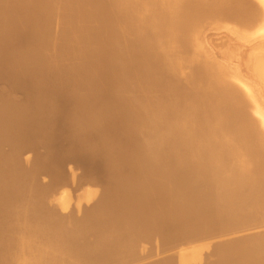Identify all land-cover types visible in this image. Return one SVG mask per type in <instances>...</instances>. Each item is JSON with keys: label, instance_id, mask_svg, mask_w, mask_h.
I'll return each mask as SVG.
<instances>
[{"label": "bare ground", "instance_id": "1", "mask_svg": "<svg viewBox=\"0 0 264 264\" xmlns=\"http://www.w3.org/2000/svg\"><path fill=\"white\" fill-rule=\"evenodd\" d=\"M110 1L112 5L111 13L114 14L112 17H106L95 13L89 15L83 13L86 6H96L101 3V0L39 1L40 6L42 5L45 7V4L49 2L54 3L53 5L55 6L52 11L50 10V13H48L44 11V8L42 11L38 12L36 7L39 8L38 10H40V7L37 5L35 7L37 13L34 12V9L33 12L36 14H32L33 21L35 22L33 23L35 24L32 29L33 31L28 32V28V31H23L26 28H21L23 26L22 20L26 18L21 19V16V22L14 21L13 18H15L14 15L19 11L25 10L23 9L24 7L31 6L32 8V5H35L36 1L33 4V2H25L24 0H0L1 19L5 16H10V18L13 16L12 21L6 22L5 20L6 23L3 22L4 20L1 22L0 19V29L2 30L5 27L4 31L5 29L7 30V36L4 35V37L6 36L4 41L9 42V44L10 41H14L15 43L17 41L16 44H19L23 39V41H27L25 43L28 45V42H31L28 37L34 34L36 36L39 34H36V31L41 30L49 23V25L46 26H49V31H47L48 38H44V45H42L46 50L44 51L46 52L45 59L40 61L36 70L33 71L35 75L39 74L40 80L44 82L42 87H40L41 93L45 98L43 97V100L41 97L43 101H39V96L37 98L34 97L38 101H33V98V100L29 102L21 101L19 105L14 103L15 105L12 104L10 106L9 104L8 109L6 107L3 108L2 105L1 109L3 110L0 109L1 134L5 128L4 126L11 127V130L13 127H15V129L19 127L26 128L23 123L26 121L28 115V119L30 118L29 113H32L33 111H30L33 109H38L37 112L40 111L44 113H41V115H53L52 117L56 118L63 115L62 113L67 110L66 106H70L68 104L75 99V96H80V99L85 97L88 99L90 96H95L98 100L94 101H98V103L94 102V104L91 103L88 105L86 104L88 102H84L85 104H83L82 102L77 103V101L76 104H74V100L70 111L71 114L74 112L76 114L79 113L78 115H82L80 114L81 112H88V115L93 112L91 116L97 118L95 119L97 122L98 135L97 138H95L94 144H91L94 145L93 147L91 146L92 148H87L85 145L86 143L81 144L84 138H89L87 134L83 137L82 135L80 136L81 131L78 136L72 134L65 136V139L63 138L65 143L63 147H60L62 150L59 149V152H56V150L53 151L55 147L53 143L50 142L51 138L49 139L46 135H43L44 131L39 134L31 133L32 136L30 133H24L22 130L21 132L23 133H16L14 131L17 135H13L15 139L12 137L14 139L12 144H16L14 146H24L22 150L27 147L29 148V146L33 148L37 146L36 148L38 150V145L47 146L48 144L49 147L45 146L43 150L45 152L44 158L47 154L46 157L49 158L48 162L50 163H47L46 159L45 162L49 165L47 166L46 164L45 166H47V168L44 167L47 170L52 169L59 177L63 175L61 166L66 162L69 155L72 157L69 159L73 160L75 159L73 156H78V164L86 163V165L88 164V166H92L95 169L99 167L95 162V158L97 156H102L105 159L104 162H106L103 163L108 165L106 168L107 170L101 174L99 173L100 175L98 176L100 177L97 178L98 180H95L96 183H102L101 186L98 187L99 190H97L98 188L95 189V187H97L96 185L94 188H91L92 185L90 184V188L95 189L91 191L87 184V188L93 193L85 192L86 194L80 197L78 196L79 194H72L75 195V199L73 200L71 199L73 196L70 198L67 197L68 193L66 197L67 200L70 199L69 201L60 202L61 199H59L60 201L56 199L59 203L56 202L57 204H52L47 199V197H50V193H47L46 186L42 184L44 180H47V178L44 179V177H48L46 173L44 177L38 174L43 178V181L41 180L42 182H40L36 180L38 178L37 175H35L37 176L35 179L30 177V175L35 174L36 171L33 173L32 170V173L29 175L28 166L24 167H27V173L24 172L25 170L21 172V164H23V162L19 164L21 155L17 162V160L13 161V158H17L9 154L10 157H12L11 161L13 163H8L5 159H2V157L0 158V183H4L7 180L9 181V179L11 180L15 176V179H17L19 173V175H21V178L19 177L18 180L12 179L15 181H12V185L11 181L9 182L11 185H8L9 188L0 189V197L4 192L3 190H8L7 196L10 195L7 200H1L2 198H0V218L7 217L8 214H6L5 217L4 215L8 208H10V210L12 209L10 206L14 198L30 197L29 202L28 199L27 201L23 199L16 202V205L24 204L26 207L29 205L28 209L25 206V208L23 207L25 212L16 214L19 215L16 220L20 219L21 224H23L22 221L24 219L27 221V218L31 217L32 219L34 218L33 221H35V225H33L31 229H24L27 228L26 226L24 228L21 227L23 228L21 230L20 226L24 225L18 224L20 230H18V228L17 230L21 231L22 235L28 234L31 236L26 238L28 235L22 236L20 234V238L23 237V241L21 242L24 244L21 247L24 248L25 246V252L21 253L23 258L21 259V257H19L21 260L18 258L19 261L17 263H12L14 260L13 257H15L12 255L13 260L11 261L10 259V264H93L95 261H100L102 264H264V53H258L259 55H257L255 54L257 51L255 49H257V47L251 48L252 50H245L242 46V49H244L242 51L244 52L243 55L246 61L248 60V62L245 63L250 64L251 62V65L255 67L252 66L256 70L255 74L257 75V79L254 78L255 82L254 80L251 81V79L245 80L244 78L246 77L243 78V74H241L243 71L239 68L236 69L238 65H236L237 62L235 61L237 60L234 58H232L234 63L233 60L231 63L236 66L233 64L231 66L230 62V64H228V62L216 63L217 61H214L210 63L211 65L206 67L204 65L206 60L200 57L198 58L197 56V54L203 55V52H205V46L202 42L205 38L204 33L206 32L203 33L204 38L202 39L199 29V27H201L199 26L201 22L200 18L201 16L209 14H222L221 16L226 19H233L237 21L236 23L239 21V23L241 22V24H243V27H240V29H237V27L234 28L233 26L235 24L232 26L233 28H229L231 26L228 27V25H232V22L231 24H223L225 26L227 25L226 28L228 27V33L233 36L235 42L237 41L236 39L239 38L241 39L240 41H242V39L252 40V42L254 40H263L264 0ZM69 5H71L73 9L69 10V12H66V10L64 11V9H69L65 8L66 6L69 7ZM46 6L50 7L47 4ZM59 19L66 20L68 28L64 25L59 27L55 25V23H57L56 21ZM92 19L97 20L96 25L91 24ZM30 20H32L31 16ZM217 20H215L214 23H217ZM31 22L32 21H28V23L32 24ZM203 22L205 21L203 20ZM225 22L227 23V21ZM25 23L26 22H24V24ZM220 24L222 26V22H220ZM2 26L3 28H1ZM77 27H82L81 33L85 32L86 36L90 34V38L85 41L80 38L83 41L79 39L77 41L73 40L74 42L71 38H61V40L59 39L60 41L56 40L57 38H55V35H61V33L59 34L61 29L68 33V30ZM216 27L218 26H215V28ZM75 32L73 30L72 33L75 34ZM139 32H143L145 35L142 34V36L140 33L142 37H138ZM2 33L4 32L2 31ZM69 33L71 34L70 31ZM85 33L82 34L85 35ZM43 35L46 36L47 34L45 33ZM126 36H131L130 41L127 40L128 37L126 39L129 43H125L129 45H126L128 47L127 53H130L129 50L132 48V50H130L131 55L129 54L133 58V62L130 61L131 65H127V63L125 65L124 60L128 57L125 56V49L121 47H117L118 49L114 48L116 51L113 54V49L111 48V55L106 46L107 43L109 44L111 41L120 40L119 38ZM222 36L224 38V35ZM64 37H66V34ZM34 39H32V41ZM244 41L242 43H244ZM6 42L4 44H6ZM121 42L124 43V41ZM230 42L232 41L230 40ZM252 42L249 47L253 44ZM15 43L13 45H16ZM25 43H22L23 49L25 48L23 45ZM27 45V48L30 47ZM114 45H116L115 42ZM226 46L228 45L226 44ZM7 47L9 48V46L5 45L4 49L6 50ZM14 48H18V46L16 45ZM21 48L22 47H20L19 50ZM209 48L208 52L210 51ZM28 50L30 53V48ZM36 50L38 52V49ZM189 50H193L196 56H188L190 53L187 55V51ZM62 51H64V53ZM167 51L171 54H167ZM211 52L213 53V51ZM229 52L230 51L227 53ZM8 53L5 51V57ZM58 54H67V56H63L70 61L72 63L71 66H73L72 73L70 72V75L67 73V75H69V81H73L72 83L77 87H74V90H71L72 87L71 89L68 88L70 89L69 91L66 89V82L64 81L65 83H63L59 80L63 89V91H61V96L55 93L53 83H51V80H54L56 75L55 70H51L52 68L48 66V63ZM42 56L43 55H41V57ZM130 56L128 58H130ZM12 57L13 56L10 54V58ZM31 58L30 60L32 61L33 59ZM214 58H216V56H214ZM18 59L16 58L15 62H17ZM14 60L15 59H12V61ZM3 62H10V60L4 61L3 58ZM3 62L1 61V63ZM64 63L61 64L65 66L66 63ZM248 64H246L247 67ZM13 65L14 63L10 64L12 67L8 66L14 71L15 68ZM33 66L32 64V66L29 67ZM16 67L18 68L17 65ZM20 67L18 69H20ZM5 68L8 67L6 66ZM186 68H188V71H184ZM18 69L17 71H19ZM129 70L132 71V74L129 75L128 82L124 83V81H121L120 75L123 73L125 74V72ZM60 74L62 75V73ZM123 75L121 76L122 78H124ZM214 75L218 78H214L215 80L211 81L210 77ZM65 77H67L66 72ZM98 77H104V80L101 79L102 81H100L99 79L100 83H98L96 82ZM2 79H4V77H2ZM1 82L2 81H0V83ZM13 85H15V83ZM7 87L9 88L10 86ZM128 90H130L131 96L124 99L128 96H125V93L127 92L126 94H129ZM5 91L7 92L8 90L6 89ZM39 93L40 91H38L37 95ZM4 96L7 97L9 95L6 96V94H4ZM13 96L14 95H12V100L14 99ZM8 98L11 99L10 96ZM16 99L17 101L19 100L18 98ZM80 99L77 100L80 102ZM88 101H90V98ZM108 109L111 112L106 115L105 110ZM63 116L65 117V115ZM6 117H9L8 120L11 119L9 120L11 121L10 125H6V122L8 124L9 121H4ZM87 118H80L78 120L79 122L81 121L82 124V122L87 121ZM31 119H29V121L31 120L30 124L33 123L32 121L34 118ZM37 120L39 121L40 118ZM50 120L51 119H49V122ZM62 120L65 121L63 118ZM29 121L27 122L29 123ZM58 122L59 119L57 123ZM88 122L90 124L91 121L88 120ZM51 123L53 125V122ZM22 125H24V127H21ZM56 125L58 126V124ZM59 125L64 127L68 125V122H62L61 124L59 123ZM78 125L79 124H77V126ZM91 125L93 124L91 123ZM35 126L36 125H34V127ZM75 127L74 125L73 127L71 126L74 130L76 129ZM7 129L5 128V130ZM45 129L46 128L43 130ZM85 132L87 133V131ZM93 132L95 133V131ZM47 133L50 135L49 131ZM132 134L136 136V141L133 139L135 144H129V147L126 146L127 144H122V142H124L123 140L127 139V137ZM1 136L2 135H0V145L8 143L4 140L7 138L9 139V137L5 135L6 139H3L5 143H2ZM18 141H22L24 144ZM88 142L87 143L90 144V141ZM92 142L93 141H91V143ZM4 145L3 147H5ZM1 147L0 149L2 150ZM10 147L13 146L10 145ZM116 148L119 150L121 149L120 154L119 152L116 154ZM29 149L31 152L32 148ZM10 150L12 151L13 149L9 148L8 151ZM16 150H19V148ZM66 150L70 151L69 155L66 154L67 152L65 153ZM19 151H21V149ZM12 152L15 153V151ZM32 152L34 153V151ZM0 153L2 152L0 151ZM15 155L17 154L15 153ZM42 155L40 156L41 158ZM6 156L5 154V157ZM28 156L30 155L28 154L27 158ZM29 159L31 161V158ZM133 160L138 162L136 163L137 167L128 169V165ZM8 161H10V159ZM36 162L37 160L34 163ZM174 163H176L178 167L176 169H171V165ZM29 166H32V163ZM41 167H43V165ZM130 167L132 166L130 165ZM78 168H80V166L73 171L80 173L77 171ZM38 171L39 170H37V172ZM64 171L67 170L64 169ZM132 171L133 176L131 175L132 177H130L132 179L129 178L130 180H126L127 182H125L124 178ZM49 172L47 171V173ZM116 172H121V174L119 173L120 176L116 179V183L122 180L124 182V184L120 186H118L119 184L114 186L111 184L112 177ZM68 174L71 175L70 173ZM68 174L67 176H69ZM64 175L66 176L65 173ZM77 175H80V177L83 176V174ZM51 176L49 177L50 180L52 179ZM85 176L84 174V177ZM157 176L158 178L160 177L163 182L173 177L176 179L170 180L172 181L171 183L168 181L170 185L167 184V181L161 184L159 188L162 190L159 192L157 189L158 187H154L153 184L148 185V179L151 180V178L154 179ZM128 177L129 176H127V179ZM63 178L66 177H62V179ZM67 179V181L70 180L69 178ZM54 181H56V179H54ZM76 181H78V179ZM76 181L72 182L75 183ZM84 181L86 182V180ZM151 182L152 181H149V183ZM53 183L52 185H54ZM109 184H111V187ZM78 185L76 184V187ZM60 186L62 187V185ZM54 187L56 188L57 186L54 185L53 188ZM50 188L53 189L52 187ZM59 189L57 188L56 190L59 191ZM177 189H184L185 191H183L187 193L186 198L178 204L174 201L175 205L167 208L170 206L168 203L170 204V199ZM78 190L79 189H77V191ZM45 191L49 196L45 194ZM67 192L69 191L67 190ZM78 192H76V194ZM59 193L57 195L61 194ZM81 193L84 194V190ZM64 194H66V192H64ZM43 195L47 197H43ZM54 196L53 198L55 201ZM58 197L56 196V198ZM152 197L153 199L155 197L157 201V203H155L156 207H158V212L155 214L152 213L154 208L152 202H148L152 200L150 199ZM177 200L179 199L177 198ZM12 206L16 207L15 204ZM21 206L20 208L22 209ZM156 207L154 209H156ZM16 208H14L15 212H17ZM57 213L61 216H57ZM165 213H168V216ZM164 214L166 216H164ZM13 217H15V215ZM76 218L81 220L77 224L75 223L76 221H74ZM10 220L12 221V219ZM10 220L8 219L7 221ZM113 221L117 223L113 224ZM2 223L1 221L0 227ZM10 223L11 222H9V226ZM1 231V233H4L3 230ZM172 232H174V234H172ZM4 237L3 240L1 239L2 242H0L4 247H7L9 244L13 246L16 241L18 243L16 237V239H12L13 235L12 237ZM17 237H19V235ZM184 244L186 245L184 246ZM20 250L19 252H21ZM93 254L96 259L91 261L92 259L90 260L88 257ZM5 255L8 256L7 254ZM5 255L4 258H6ZM4 260L5 262L7 261L6 259ZM5 262L3 259H0V264H5Z\"/></svg>", "mask_w": 264, "mask_h": 264}, {"label": "rangeland", "instance_id": "2", "mask_svg": "<svg viewBox=\"0 0 264 264\" xmlns=\"http://www.w3.org/2000/svg\"><path fill=\"white\" fill-rule=\"evenodd\" d=\"M25 2L27 1V2H33V4H34V2L36 3L35 5H32V8H31V6L30 7H24L23 9H25V10H21V11H19L18 13H20V12H22L21 14H18V13H16L14 16H15V18H13V20L14 21H18V22H21V20H20V17H21V19H25V20H22L23 21V23H22V27L21 28H26L25 30H23V31H26L27 30V28L29 29V31L28 32H30V31H33L32 29L34 28V25L35 24H33V23H35L34 21H33V15H35L36 13H37V11L39 12V11H42L43 10V8H44V11L45 12H48V13H50V10L52 11V9H53V7L55 6V5H53L54 3H52V2H49V3H46L48 6H50V7H47L46 6V4H45V7L44 6H40L39 5V1L41 2L42 0H24ZM114 1V0H113ZM38 3V4H37ZM109 3V4H108ZM37 5H39V7H40V10H38L39 8L38 7H36ZM37 8V11H36V8ZM72 6L71 5H69V7L68 6H66L65 8H69V9H64V11L66 10V12H69V10H72L73 9V7L71 8ZM28 8V9H27ZM49 8V9H48ZM111 8H112V5H111V1L110 0H101V3L100 4H98V5H96V6H92V5H88V6H86L85 8H84V10H83V13L85 14V13H87L88 15L89 14H93V13H95V14H100V15H104V16H106V17H112L114 14L113 13H111ZM22 9V8H21ZM35 9V11L34 12H36L35 14H34V12H33V10ZM46 9V10H45ZM49 11H48V10ZM90 9V10H89ZM92 10V11H91ZM91 11V12H90ZM31 12V13H30ZM33 14V15H32ZM86 14V15H87ZM218 15V16H217ZM222 14H209V15H206V16H201V18H200V20H201V22H200V24H199V26H201V27H199V29H200V35L202 36V39L204 38V34H205V42H204V39H203V42L202 43H204V48H205V52H203V55H201V54H197V56H198V58L200 57L201 59L203 58V60H206L205 62H204V65L206 66V67H208L209 65H211L210 63H212V62H214V61H217L216 63H227L228 62V64H230L231 62H232V58H234L235 60H237V61H235V62H237L236 63V65H238L237 66V68L236 69H240L241 71H243L241 74H243V78L244 77H246V78H244L245 80H250L251 79V81H253L254 80V78L255 79H257V75L255 74L256 73V70L254 69L255 67L253 66V65H251V62H250V64H248V63H245V62H248V60L246 61V59H245V56L243 55L244 54V52H242L244 49H242V46H243V48H245V50H252L253 48H256L257 47V49H255V50H257L256 52H255V54H257V55H259V54H263L264 53V46H263V44H264V39L263 40H254L253 42H252V40L250 41V40H246V39H242V41H240L241 39L239 38V39H236L237 41L235 42V39L233 38V36H231V34L230 33H228L229 32V30H227L228 29V27L229 26H231V27H229V28H236L237 27V29H240V27L242 28L243 27V24H241V22L239 23V21H238V23H236L237 21L236 20H233V19H226V18H224V17H222L221 16ZM1 16V15H0ZM26 16V17H25ZM30 16H31V19L32 20H30ZM13 17V16H12ZM12 17L10 18V16H5L4 18H2L1 19V17H0V19H1V22H2V20H4L3 22H5V20H6V22H10V21H12ZM18 17V18H17ZM208 18V19H207ZM209 18H210V20H209ZM217 18H218V20H217ZM223 18V19H222ZM16 19V20H15ZM27 19H28V21L30 22V21H32L31 23L32 24H30V23H28V21H27ZM203 20L205 21V22H203ZM215 20H217L216 22L217 23H214L215 22ZM220 20V21H219ZM61 21V22H60ZM97 20L96 19H92L91 20V24H94V25H96L97 24V22H96ZM225 21H227V23L225 22ZM5 22V23H6ZM24 22H26L25 24H24ZM57 23L58 22H60V23H55V25H57L58 27L59 26H66L67 28H68V26H67V22H66V20H57L56 21ZM65 22H66V24H65ZM96 22V23H95ZM212 22H213V24H212ZM220 22H222V26H221V24H220ZM225 22V23H224ZM231 22L233 23L232 25H228V27L226 28V26L225 25H223V24H231ZM204 23V24H203ZM211 23V24H210ZM29 24H30V26H29ZM202 24V25H201ZM214 24H216V25H214ZM235 24V25H234ZM26 25V26H25ZM47 25H49V23L47 24ZM47 25H45V27L47 26ZM210 25V26H209ZM234 25V26H233ZM238 25V26H237ZM25 26V27H24ZM215 26H218V27H216L215 28ZM223 26H225V27H223ZM233 26V27H232ZM40 28L41 30H38V31H36V34L37 33H39V34H37L36 36H35V34L34 35H32V36H29L28 37V39L31 41V42H28V45L25 43V42H27V41H23V39H22V42H19V44H16L17 43V41H16V43L14 42V41H10V44H9V42H6V41H4L5 39V37L7 36V34H6V29H5V31H4V28H3V26L1 27V28H3L2 30L0 29V47H2V48H0L1 50H0V68H1V70H0V78L2 79V77H4V79H0V81H2L1 83H0V95H1V98H0V109H1V106L3 107V108H9V104H10V106L12 105V104H17V105H19L20 103H21V101H26V102H29V101H32L33 100V98L35 97V98H37V97H39L38 98V100L39 101H41L42 99L44 100V96H43V94L41 93V87H42V84L44 83V82H42L41 80H40V76H39V74H37V75H35V73L33 72V71H35L36 70V68L38 67L37 65L39 64V62L40 61H42V60H44L45 59V54H46V52H44V51H46L45 49H44V47H42V45H44L43 43V41H45V39H47L48 38V32L47 31H49L48 29V27H46V28ZM80 27V26H79ZM79 27H77V28H74V29H71V30H68V33H69V31L71 32V34L69 33H67L66 31H64V30H60L59 31V34L61 33V35H55V38H57L56 40L57 41H60L61 40V38L62 39H64V38H71V40L73 41H77V40H79L80 38H82L84 41L85 40H88L90 37V34H88V36H86V33L85 32H82V33H85V35L84 34H82L81 33V30H82V27L81 28H79ZM222 27V28H221ZM70 28V27H69ZM219 28V29H218ZM223 29V30H221V29ZM77 29H78V32H77ZM73 30H74V32H75V34L74 33H72L73 32ZM208 32H207V31ZM213 30V31H212ZM2 31L4 32V33H2ZM46 31V32H45ZM204 32H206V33H204ZM47 34L46 36L45 35H43V34ZM58 33V32H57ZM64 33V34H63ZM80 33V34H79ZM140 33L141 32H139L138 33V37H142L143 35H145V33L143 34V32L141 33V35H140ZM204 33V34H203ZM223 33V34H222ZM3 34V35H2ZM65 34H66V37H64L65 36ZM75 36H74V35ZM228 34V35H227ZM230 34V35H229ZM4 35H6L5 37H4ZM41 35V36H40ZM70 35V36H69ZM72 35V36H71ZM80 37H79V36ZM222 35H224V38H223V36ZM59 36H61V37H59ZM79 38H78V37ZM86 38H85V37ZM216 36V37H215ZM231 36V37H230ZM31 37V38H30ZM36 38V39H34V38ZM43 37V38H42ZM73 37H74V39H73ZM127 37L128 36H126V37H123V38H119L120 40H116V41H111L109 44L107 43V47H108V50H109V53L112 55V52H113V54L115 53V51H116V49H114V48H117V47H121L122 49H125V56H130L131 55V51L130 50H132V48L129 50V52L130 53H127L128 52V47L127 46H129V45H127L128 43H129V41H130V38H131V36H129L128 37V39H127ZM1 38H3V39H1ZM45 38V39H44ZM221 38H222V40H221ZM226 38V39H225ZM229 38V39H228ZM32 39H34L33 41L34 42H38V43H34L33 41H32ZM60 39V40H59ZM82 39H80V40H82ZM126 39L127 40H129V41H126ZM217 39V40H216ZM3 42H2V41ZM82 40V41H83ZM212 40V41H211ZM230 40L232 41V42H230ZM245 40V41H244ZM73 41V42H74ZM121 41H124V43L123 42H121ZM207 41V42H206ZM223 41V42H222ZM239 41H240V43H239ZM244 41V43H242ZM246 41H248V42H246ZM261 41V42H260ZM6 42V44H4ZM18 46V48H14L16 45H13L14 43ZM33 42V43H32ZM42 42V43H41ZM109 42V41H108ZM114 42H115V44L116 45H114ZM118 42V43H117ZM120 42V43H119ZM127 42V44H125ZM211 42V43H210ZM221 42V43H220ZM225 42V43H224ZM229 42V43H228ZM253 43V44H251V47H249L250 46V43ZM21 43V44H20ZM22 43H25V44H23L24 46H25V48L23 49V46H22ZM32 43V44H31ZM206 43V44H205ZM231 43V44H230ZM235 43V44H234ZM248 43V44H247ZM257 45H256V44ZM31 44V45H30ZM34 44V45H33ZM121 44H123V45H121ZM125 44V45H124ZM209 44H210V46H209ZM226 44L228 45V46H226ZM240 44V45H239ZM245 46H244V45ZM259 44V45H258ZM5 45L6 46H9V48L7 47V49L5 50L4 48H5ZM13 45V46H12ZM26 45L27 46H30V47H26ZM39 46V48H38V46ZM120 45V46H119ZM127 45V46H126ZM207 45V46H206ZM233 45H235V46H233ZM238 47H237V46ZM22 47L20 50H19V48L20 47ZM32 46H36V47H32ZM212 46V47H211ZM209 47H211V48H209ZM229 47V48H228ZM234 49H233V48ZM247 47V48H246ZM249 47V48H248ZM30 48V53H29V49ZM34 48H36V49H38V52H37V50L36 49H34ZM43 48V49H42ZM113 49V51H112V49ZM208 48L210 49V51L208 52ZM227 48V49H226ZM252 48V49H251ZM27 49V50H26ZM41 49H42V51H41ZM118 49V48H117ZM120 49V48H119ZM225 49V50H224ZM233 49V50H232ZM237 49V50H236ZM240 49H241V51H240ZM6 51V53H8V52H10V53H8L7 55H6V57H5V51ZM22 50V51H21ZM33 50H35V51H33ZM110 50L112 51V52H110ZM260 50V51H259ZM4 51V52H3ZM21 51V52H20ZM26 51V52H25ZM211 51H213V53L211 52ZM226 51V52H225ZM228 51H230L231 52V54H230V52L229 53H227ZM232 51H233V54H232ZM236 51H238V52H236ZM14 52V53H13ZM28 52V53H27ZM32 52H33V54H32ZM44 52V53H43ZM63 53H64V51H62ZM61 52V53H62ZM168 52V51H167ZM192 52V53H191ZM235 52V53H234ZM242 52V53H241ZM41 53V54H40ZM170 52H168L167 54H169ZM190 53V54H189ZM193 52V50L191 51V50H189V51H187V55L188 56H192V57H194V56H196V54ZM212 53V54H211ZM214 53H216V54H214ZM223 53V54H222ZM259 53V54H258ZM10 54H11V56H13L12 58H10ZM18 54V55H17ZM24 54V55H23ZM38 54V55H37ZM127 54V55H126ZM130 54V55H129ZM171 54V53H170ZM191 54H193V55H191ZM205 54V55H204ZM211 54V55H210ZM227 54V55H226ZM254 54V53H253ZM23 55V56H22ZM25 55H27V56H25ZM31 55V56H30ZM37 55V56H36ZM41 55H43L42 57H41ZM64 54H58L56 57H54L53 59H55V60H51L49 63H48V66H49V68L51 67L52 69L51 70H55V73H56V75H58V76H56L55 75V77H54V80L56 81H54L53 79L51 80V83H53V87H54V91H55V93H57V95H62L61 93V91H63V89H62V86H61V82H63V83H65L66 82V89L67 90H69L70 91V89H71V87H72V89L71 90H74L73 88L74 87H76L75 86V84L74 83H72L73 81H69V75L72 73V70H73V66H71L72 65V63L70 62V61H68L66 58H64V56H67V54H65L64 56H63ZM208 55H209V59H208ZM230 55H232V56H230ZM3 56V57H2ZM15 56H16V58L18 59V63L17 62H15L16 61V58H15ZM18 56V57H17ZM34 56V57H33ZM201 56H203V57H201ZM214 56H216V58H214ZM228 56H230V57H228ZM244 56V57H243ZM2 57V58H1ZM24 57H26V58H24ZM32 57V58H31ZM61 57V58H60ZM126 58V60H124V62H125V65H126V63H127V65L129 64V65H131V62H133V58H132V56H130V58ZM205 57V58H204ZM221 57V58H220ZM239 57V58H238ZM241 57H243V58H241ZM3 58H4V61L6 60V61H9L10 60V62H3ZM20 58H22V59H20ZM30 58L31 59H33L32 61L30 60ZM38 58H39V60H38ZM60 59V60H58V59ZM132 58V59H131ZM207 58V59H206ZM213 58V59H212ZM237 58V59H236ZM241 58V59H240ZM2 59V60H1ZM12 59H15L14 61H12ZM24 59H26V60H24ZM29 59V60H28ZM62 59V60H61ZM66 59V60H65ZM130 59V60H129ZM212 59V60H211ZM216 59H218V60H216ZM230 59V60H229ZM239 59V60H238ZM36 60V61H35ZM38 60V61H37ZM221 60V61H220ZM1 61L3 62V63H1ZM25 61V62H24ZM31 61V62H30ZM67 61V62H66ZM131 61V62H130ZM209 63H208V62ZM20 62V63H19ZM53 62V63H52ZM66 63V65L64 66L63 64H61V63ZM230 62V63H229ZM240 62V63H239ZM4 63H6V64H4ZM14 63V65H13V67L15 68H13L14 69V71L12 70V68L10 69L9 68V66H10V64H13ZM34 65L33 67H29V66H32V64ZM34 63H36V64H34ZM60 63V64H59ZM64 63V64H65ZM233 63H234V60H233ZM233 63H231V66H232V64ZM2 64V65H1ZM19 64V65H18ZM27 64H29V65H27ZM51 64V65H50ZM53 64V65H52ZM57 64V65H56ZM246 64H248V67H247V65ZM4 65V66H3ZM9 65V66H8ZM16 65L18 66V68L20 67V69H18L17 67H16ZM22 65H24V66H22ZM60 67H59V66ZM234 66H236L235 64H233ZM250 65V66H249ZM8 67V68H5V67ZM36 66V67H35ZM59 68H58V67ZM254 68H253V67ZM10 67H12V66H10ZM24 67V68H23ZM56 67V68H55ZM62 67V68H61ZM65 69H64V68ZM20 71H17V69ZM32 68V69H31ZM53 68H55V69H53ZM248 68V69H247ZM252 68V69H251ZM8 69H10V70H8ZM28 69V70H27ZM56 69H57V71H56ZM63 69V70H62ZM68 69V70H67ZM188 68H186V69H184V71H188L187 70ZM8 70V71H7ZM23 70V71H22ZM65 70V71H64ZM67 70V71H66ZM71 70V71H70ZM17 71V72H16ZM22 71V72H21ZM61 71V72H60ZM12 72V73H11ZM19 72V73H18ZM28 72V73H27ZM65 72H66V76L67 77H65ZM71 72V73H70ZM130 72V73H129ZM18 73V74H17ZM60 73H62V75L60 74ZM67 73L69 74V75H67ZM127 73H129V74H127ZM2 74V75H1ZM124 74V73H123ZM123 74H121L120 75V79H121V81H124V83L125 82H128V79H129V75H131L132 74V71L131 70H129L128 72H125V74L123 75ZM245 74V75H244ZM251 74V75H250ZM17 75V76H16ZM19 75V76H18ZM123 75V77L124 78H122L121 76ZM128 76V78H127V76ZM253 75H254V77H253ZM10 76V77H9ZM13 76V77H12ZM14 76H16V77H14ZM31 76V77H30ZM248 76V77H247ZM7 77H9V78H7ZM21 79H20V78ZM36 77V78H35ZM58 77V78H57ZM212 77V78H211ZM210 77V80L211 81H213V80H215L216 78H218L216 75H214V76H211ZM58 80H56V79ZM126 78H127V80H126ZM215 78V79H214ZM248 78V79H247ZM6 79V80H5ZM9 79V80H8ZM14 79V80H13ZM28 79V80H27ZM30 79V80H29ZM31 79H32V81H31ZM38 79V80H37ZM99 79H100V81H102L101 79H103L104 80V77H101V78H99L98 77V79L96 80V82H98V83H100V81H99ZM17 80V81H16ZM24 82H23V81ZM37 82H36V81ZM40 80V81H39ZM59 80L61 81V82H59ZM35 83H34V82ZM54 81V82H53ZM65 81V82H64ZM67 81H69V82H67ZM5 82V83H4ZM8 82V83H7ZM30 82H32V83H30ZM41 84H40V83ZM254 82H255V80H254ZM4 83V84H3ZM15 83V85H13ZM38 83H39V85H38ZM58 83V84H57ZM68 83V84H67ZM71 83V84H70ZM3 84V85H2ZM17 84V85H16ZM24 84H26V85H24ZM28 84H29V86H28ZM60 85V86H59ZM69 85V86H68ZM7 86H10L9 88L7 87ZM41 86V87H40ZM56 86H57V88H56ZM65 86V85H64ZM4 87V88H3ZM13 87V88H12ZM25 87V88H24ZM31 87H32V89H31ZM36 87V88H35ZM62 89H60V88ZM34 88V89H33ZM68 88H70V89H68ZM77 88V87H76ZM75 88V89H76ZM118 88H120V87H118ZM8 90L7 92L5 91V90ZM27 89V90H26ZM10 90V91H9ZM12 90V91H11ZM23 90V91H22ZM40 91V93L37 95V93H38V91ZM15 91V92H14ZM57 91V92H56ZM59 91V92H58ZM12 92H14V93H12ZM20 92V93H19ZM6 94V96L7 95H9L10 97H11V99H9L8 97L9 96H7V97H5L4 96V94ZM25 94V95H23V94ZM127 93V92H126ZM125 93V96H127V97H125L124 99H127V98H129L130 96H131V92H130V90H128V93L129 94H126ZM17 94V95H16ZM30 94V95H29ZM12 95H14L13 96V100H12ZM19 95V96H18ZM4 96V97H3ZM28 96V97H27ZM41 97H42V99H41ZM44 97V98H43ZM93 99H92V98ZM5 100H4V99ZM16 98H18L19 100L17 101V99ZM22 98V99H21ZM26 98V99H25ZM34 98V100L33 101H38L37 99H35ZM75 98V99H74ZM73 99L75 100H72V102H70V104H68V105H70V106H66V109L67 110H65L64 111V113H66V114H64V113H62L63 115H65V117L62 115V116H58V117H52L51 115L50 116H48V115H45L46 117H48L49 119H51L50 120V122H49V119L48 118H46L44 115H41V113L42 112H40V114H39V112H37V110L38 109H33V110H31L30 112H32V113H29L30 114V118L29 119H31V118H34V120L32 121L33 123H31L30 124V122H31V120L29 121V119H28V117H29V115L27 116V118H26V121L23 123L24 125H25V127L27 128V130H26V128H16L15 129V127H13L12 128V130L10 129L11 127H9V126H4L7 130H5V128H4V130H3V132H2V134H1V132H0V135H2L1 136V139H2V141H3V139H6V137H9V139L7 138L6 140H4L5 142H8V143H5L4 141L2 142V143H5V145L4 144H1L0 145V147L2 148V150L0 149V151L3 153H0V158L2 157V159H5L8 163H13L11 160H12V157H16L17 159H15V158H13V161H16L17 160V162L19 161V156L21 157V159H20V163L19 164H21V162H23V164H21L22 165V167H21V172L22 171H24L25 173H27L26 171H27V167L26 168H24L25 166H28V172H29V175L32 173V170H33V173H34V171H36V173L35 174H31L30 175V177L31 178H37V176H38V178L36 179V180H38V181H40V182H42L43 180V178L42 177H40V176H46V174H47V176L48 177H44V179L45 178H47V180H44L43 182L44 183H42L43 185H45L46 186V188H47V193L49 192L50 193V197H47V196H49L47 193H46V191H45V194L47 195H43V197L44 196H46L47 197V199L49 200V202H51L52 204H57V203H59V199H61V201L60 202H67V201H69L70 199H68L67 200V197H71V196H73V198H71L72 200L73 199H75V195H78L79 197L80 196H82V195H85L86 193H93V192H91V191H93V190H95L96 188H98L99 186H101V182H98V183H96V181L95 180H98L97 178L98 177H100V176H98V175H100L102 172H104L105 170H107L106 168H107V164H104V163H106V162H104L105 161V159L101 156V157H99V156H97L96 158H95V162L99 165V167L98 168H93L92 166H88V164L86 165V163H79L78 164V156H73L75 159L73 160V159H69L70 157H71V155H69V152L70 151H65V153L66 154H68L69 155V157L67 158V160H66V162L64 163V164H62V166H61V168H62V172H63V175L61 176V177H59V176H57V174H56V172L55 171H52V169L50 170V169H46L47 168V166L49 165V164H47V163H50V162H48L49 161V158L48 157H46V155H45V158H44V154H45V152H44V147L46 146V145H44V146H42V145H38L39 147V149L40 148H42V149H38L37 150V146L35 147V148H33V147H30L29 146V148H32V150H31V152L32 151H34V153L32 152H30V149L27 147V148H24V150H25V152H24V150H22L23 149V147L24 146H14V145H16V144H12V141H14V137H13V135L14 136H16L17 134L16 133H25V132H28V133H32V134H39V133H43V131H44V133H43V135H46L49 139H50V142H52L53 143V146L55 147V149H53V151H55L56 150V152H59L60 150H62V148H60V147H63V145H64V141H63V138L65 139V136H67V135H76V136H78L79 134H80V131H81V134H80V136L82 135V137L83 136H86V134H87V136L89 135V138H91V139H89L88 137L85 139L84 138V140L83 141H81V144L83 143V144H85L86 146H87V148H90L91 146L93 147L94 145H91V144H94V142H95V138H97V135H98V133H97V122H96V117H94V116H91V114H93V112H91L90 113V115H88V112H81L80 114H82V115H78L79 113H74V112H72V114L70 113V111H71V105H73L72 103H73V101H74V104H76V102L77 103H83V104H85L84 102H88V103H86V104H88V105H90L91 103L92 104H94V102L96 101V100H98V99H96L97 97H95V96H90V97H88V99H86L87 97H85V98H82V99H80L81 97L80 96H75ZM89 98H90V101H88L89 100ZM9 99V100H8ZM24 99V100H23ZM77 99H80V102H79V100H77ZM84 99H86V100H84ZM91 99H92V101H91ZM14 100H16V101H14ZM28 100V101H27ZM42 100V101H43ZM95 100V101H94ZM8 101V102H7ZM12 102V103H10V102ZM14 101V102H13ZM22 102V103H23ZM95 103H98V101L97 102H95ZM8 106H6V105ZM14 104V105H15ZM70 107V108H69ZM69 109V110H68ZM1 110H3V109H1ZM5 110V109H4ZM35 110H36V112H37V114H36V112H35ZM107 111V112H106ZM110 110L108 109V110H105V114L107 115V114H110ZM68 113V114H67ZM42 114H44V113H42ZM70 114V115H69ZM84 114V115H83ZM95 114V113H94ZM35 115V116H34ZM69 115V116H68ZM32 116H34V117H32ZM41 116V117H40ZM75 116H77V117H75ZM84 116H86V117H84ZM95 116H96V114H95ZM37 117V118H36ZM67 117V118H66ZM72 117V118H71ZM75 117V118H74ZM82 119H86L87 117H89V118H87V121H84V122H82V124H81V121L79 122V120L78 119H80V118ZM94 119H93V118ZM8 118L9 117H6L5 119H4V121H9V120H11V119H9L8 120ZM40 118V120L38 121L37 119H39ZM54 120H53V119ZM60 118H61V120H60ZM62 118L65 120V121H63L62 120ZM96 118V119H95ZM58 119H59V122L57 123V121H58ZM69 119H72V120H69ZM91 119V120H90ZM41 120H44V121H41ZM47 120V121H46ZM57 120V121H56ZM66 120H68V121H66ZM76 120V121H75ZM88 120L89 121H91L90 122V124H89V122H88ZM95 120V121H94ZM27 121H29V123L27 122ZM35 121V122H34ZM94 121V122H93ZM51 122H53V125H52V123ZM64 123V122H68V125L70 126L71 125V123H72V127H73V125H74V127L76 128L75 130H76V132H75V130H74V128H71V126L69 127L68 125L67 126H61V125H59V123L61 124V123ZM88 122V123H87ZM10 123H11V121H9L8 122V124H7V122H6V125H10ZM27 125H26V124ZM51 125H50V124ZM76 125H75V124ZM83 123H84V125H83ZM91 123L93 124V125H91ZM28 124H30V125H28ZM39 124V125H38ZM46 125V126H44V125ZM56 124H58V126L56 125ZM77 124H79L78 126H77ZM4 125H5V122H4ZM24 125H22L21 127H24ZM33 125V126H32ZM34 125H36L35 127H34ZM87 125V126H86ZM96 125V126H95ZM31 127V129L33 130H31L30 129V127ZM41 126V127H40ZM80 126H82V127H80ZM65 127H67V128H65ZM78 127V128H77ZM37 128H39V129H37ZM44 128H46L45 130H43ZM71 128V129H70ZM15 129V130H14ZM37 129V130H36ZM51 129V130H50ZM54 129V130H53ZM58 129V130H57ZM67 129V130H66ZM81 129V130H80ZM82 129H83V133H82ZM11 130V131H10ZM20 130V131H19ZM21 130L23 131V132H21ZM25 130V131H24ZM39 130V131H38ZM57 130V131H56ZM68 130H69V132H68ZM70 130H74V131H70ZM78 130V131H77ZM8 131V132H7ZM16 133H15V132ZM50 132L49 134L50 135H48V133L47 132ZM85 131H87V133L85 132ZM92 131V132H91ZM93 131H95V133L93 132ZM37 132V133H36ZM53 132V133H52ZM85 132V133H84ZM90 132V133H89ZM4 133V134H3ZM11 133V134H10ZM47 133V134H46ZM52 133V134H51ZM69 133V134H68ZM76 133V134H75ZM78 133V134H77ZM89 133V134H88ZM92 133V134H91ZM16 134V135H15ZM32 134H31V136H32ZM95 134V135H94ZM5 135H6V137H5ZM91 135V136H90ZM93 135H94V137H93ZM3 137V138H2ZM14 139H13V138ZM136 136L135 135H130L129 137H127V139H125V140H123L124 142H122V144H124V145H126V146H128L129 147V144L130 145H133V144H135V138ZM130 138V139H129ZM10 139H11V141H10ZM94 139V140H93ZM135 141H134V140ZM7 140H9V141H7ZM52 140V141H51ZM130 140V141H129ZM133 140V141H132ZM17 141V140H16ZM55 141H57V142H55ZM61 141V142H60ZM88 141H90V144H88L87 142ZM91 141H93L92 143H91ZM19 142V141H18ZM59 142V143H58ZM62 142H63V144H62ZM132 144H131V143ZM19 143H23L22 141L21 142H19ZM57 143V144H56ZM80 143V142H79ZM8 144V145H7ZM24 144V143H23ZM3 145L5 146V147H3ZM10 145L11 146H13V147H10ZM26 145V144H25ZM27 146V145H26ZM53 146H52V148H53ZM15 147V148H14ZM21 147V148H20ZM46 147H49V145L47 144V146ZM59 147V148H58ZM91 147V148H92ZM6 148V149H5ZM9 148H11V149H13L12 151H15V153L17 154V155H15V153L14 152H12L11 150V153H10V151H8L9 150ZM17 148H19V150L21 149V151H19V150H16ZM57 148H58V150H57ZM5 149V150H4ZM15 149V150H14ZM28 149V150H27ZM60 149V150H59ZM4 150V151H3ZM118 150V151H117ZM115 151L117 152H115L116 154H118V152H119V154L121 153V149L119 150L118 148H116L115 149ZM19 152V153H18ZM23 152V153H22ZM28 152H30V153H28ZM38 153H39V155H38ZM5 154L7 155L6 157H5ZM9 154H11V156L12 157H10V155ZM14 154V155H13ZM24 154V155H23ZM30 155V156H28V158H27V155ZM33 154V155H32ZM43 154V155H42ZM42 155V158L40 157ZM23 156V157H22ZM4 157V158H3ZM8 157H10V158H8ZM38 157H40V158H38ZM77 157V158H76ZM7 158V159H6ZM19 158V159H18ZM25 158H27V159H25ZM29 158H31V161H30V159ZM32 158H33V160L34 159H36L37 160V162L36 163H34L36 160H34V162H33V160H32ZM44 158V159H43ZM72 158V157H71ZM10 159V161H8ZM15 159V160H14ZM25 159V160H24ZM28 159H29V162H31L32 163V166H29V165H31V163H29L28 162ZM42 160V162H41V160ZM46 159H47V161H46ZM100 159V160H99ZM22 160V161H21ZM25 161V163H24V161ZM26 160H27V162H26ZM43 160H44V162H43ZM102 160V161H101ZM47 163H46V162ZM69 161V162H68ZM16 162V163H17ZM104 162V163H103ZM28 163H29V165H28ZM37 163H39V164H37ZM67 163V164H66ZM71 163V164H70ZM76 163V164H75ZM136 163H138L137 161H135V160H133V161H131L130 162V164L128 165L129 167H128V169L129 168H133V167H137L136 165ZM18 164V163H17ZM43 165V167H41L42 165ZM47 164V166H45ZM78 164V165H77ZM85 164V165H84ZM133 164V165H132ZM174 164H175V166H174ZM174 164H172L171 165V169H176L177 167H178V165L176 164V163H174ZM76 165V166H75ZM82 165V166H81ZM130 165L132 166V167H130ZM37 166V167H36ZM39 166H40V168H39ZM46 168H45V167ZM74 166V167H73ZM80 166V168H78V172H80V173H77V172H74L73 170L75 169H77V167H79ZM84 166V167H83ZM105 166V167H104ZM30 167V168H29ZM33 169H32V168ZM34 167H35V169H34ZM71 167V168H70ZM73 167V168H72ZM81 167H83V168H81ZM86 167V168H85ZM90 167V168H89ZM105 169H104V168ZM173 167V168H172ZM44 168V169H43ZM68 168H69V170H68ZM85 168V169H84ZM23 169V170H22ZM29 169H31V170H29ZM64 169L65 170H67V171H64ZM84 169V170H83ZM94 169V170H93ZM37 170H39L38 172H37ZM41 170H43V171H41ZM49 170H50V172H49ZM47 171L49 172V173H47ZM92 171V172H91ZM40 172V173H39ZM52 172V173H51ZM74 174V176H73V174ZM91 172V173H90ZM46 173V174H45ZM64 173L66 174V176L64 175ZM68 173H70L71 175H69ZM87 173V174H86ZM97 173V174H96ZM100 173V174H99ZM121 174V172H116L114 175H113V177H112V182H111V184L114 186V185H118V186H120V185H122V184H124V182H123V180L120 182H117L116 183V179H117V177L118 176H120V174ZM20 174V173H19ZM17 175V179H15L16 178V176L15 177H13L12 179H14V180H18L19 179V177L21 178V175ZM21 174H24V173H21ZM40 176H39V175ZM53 174V175H52ZM55 174H56V176H55ZM67 174L69 175V176H67ZM77 174H83V176L82 177H80V175H77ZM84 174L86 175L85 177H84ZM89 174V175H88ZM91 174V175H90ZM95 175V176H93V175ZM130 174V175H129ZM127 176H129L128 177V179H127V176L124 178V181L125 182H127V181H129L130 179H132V178H130V177H132L133 176V171L132 172H130ZM35 175H37V176H35ZM55 176V177H52V176ZM132 175V176H131ZM35 176V177H34ZM51 176V180L49 179V177ZM71 176V177H70ZM77 176H78V178H77ZM115 176V177H114ZM62 177H66V178H63L62 179ZM90 177V178H89ZM94 177H95V179H94ZM39 178H40V180H39ZM59 178H61V179H59ZM67 178H69L70 180L69 181H67L68 179ZM74 180H73V179ZM84 178V179H83ZM87 178H88V180H87ZM92 178V179H91ZM113 178H114V180H113ZM130 178V179H129ZM154 178V177H153ZM158 176L157 177H155L154 179H152L151 178V180L150 179H148V185L149 184H153L154 185V187H158L157 189L159 190V192H160V190H162L161 188H159V186L161 185V184H163V183H166V181H167V179H166V181L165 182H163L162 181V179L159 177L158 179ZM10 180L9 179V181L7 182V181H5L4 183H0V189L2 190V189H7V188H9V186L8 185H10V181H11V185L13 184V182H15V181H13V180ZM54 179H56V181H54ZM71 179H72V181H76L77 179H78V181H76L75 183H73L72 181H71ZM100 179V178H99ZM161 179V180H160ZM176 178L175 177H173L172 179H169L168 181L171 183L172 181H170V180H175ZM42 180V181H41ZM58 180V181H57ZM64 180V181H63ZM84 180H86V182L84 181ZM93 180V181H92ZM127 180V181H126ZM154 180V181H153ZM13 181V182H12ZM54 183H53V182ZM67 181V182H66ZM81 181V182H80ZM114 181V182H113ZM149 181H152L151 183H149ZM159 181V182H158ZM161 181V182H160ZM168 181H167V184L168 185H170V183H168ZM48 182V183H47ZM57 182V183H56ZM58 182H59V186H58ZM158 182V183H157ZM6 183V184H5ZM45 183H47V184H45ZM50 183V184H49ZM52 183L55 185V186H57L56 188L54 187L53 188V186L54 185H52ZM56 183V184H55ZM60 183H63V184H60ZM67 183V184H66ZM71 183V184H70ZM93 183V184H92ZM121 183V184H120ZM4 186H3V185ZM73 184V185H72ZM76 184L78 185L77 187H76ZM87 184L89 185V187L87 186ZM90 184L92 185L91 186V188L93 187H95V185L97 186V187H95V189H91L90 188ZM111 184H109L110 185V187H111ZM10 185V186H11ZM50 185V186H49ZM60 185H62V187L60 186ZM69 185V186H68ZM75 185V186H74ZM82 185V186H81ZM28 186H31V185H28ZM70 186H72V187H70ZM3 187V188H2ZM50 187H52L53 189H51ZM59 187H60V189L62 188L63 189V191H62V189H61V191H60V189H59ZM64 187V188H63ZM65 187H67V188H65ZM82 187V188H81ZM91 189V191L88 189ZM59 189V191L58 190H56V189ZM72 190H71V189ZM76 188V189H75ZM69 191V192H67V190ZM77 189H79L78 191H80V192H78L77 191ZM52 192V191H54V192H50V191ZM55 190H56V192H55ZM71 190V191H70ZM83 190H84V194H82L81 192H83ZM89 190V191H88ZM97 190H99V188L97 189ZM96 190V191H97ZM184 189H180V190H176L175 192H174V194H173V197H171V199H170V204L168 203V205H170V206H168L167 208H169V207H171V206H173V205H175V202L178 204V203H180V201L182 202V201H184V199L186 198V196H187V193L186 192H184L183 191ZM4 192L2 193V195H3V197H2V195H1V197L0 198H2L1 200H7V198H9L10 197V195H9V192H8V195L9 196H7V191L8 190H3ZM74 191V192H73ZM61 194H60V193ZM64 192H66V194H64ZM70 192H72V193H70ZM76 192H78L77 194H76ZM86 192V193H85ZM95 192V191H94ZM179 192V193H178ZM181 192H183V193H181ZM54 193V194H53ZM60 194V195H57V194ZM69 193V194H68ZM5 194V195H4ZM53 194V195H52ZM68 194V195H67ZM71 194V195H70ZM72 194H75V195H72ZM182 194H183V196H182ZM54 195H56L58 198H56V196H54ZM65 195V196H64ZM66 195H67V197H66ZM70 195V196H69ZM7 196V197H6ZM53 196L55 197V201H54V198H53ZM77 196V197H78ZM176 196V197H175ZM180 196H181V198H180ZM28 197V196H27ZM4 198V199H3ZM50 198V199H49ZM53 198V199H52ZM63 198H65V199H63ZM173 198V199H172ZM175 198V199H174ZM177 198L179 199V200H177ZM20 199V200H19ZM26 200L27 201V199H28V202L30 201V197H28V198H26V197H17V198H14V200H13V203H11V210H10V208H8V210H7V212L5 213V215H4V217L6 216V214H8L7 215V217H5V218H0V224H1V221L3 222L2 223V225H1V229H0V235H1V237H0V240L2 239L3 240V238H5L4 236H11L12 237V235H13V238L12 239H16L17 238V240H18V243H17V241L16 242H14L15 244H13V246H12V244H9V245H11V246H9V245H7V247L5 246H3V244L2 243H0V245H2V246H0V247H2V248H0V252H1V254H2V256H1V254H0V256L2 257H0V259H3V261L5 262V260L4 259H6L7 261L5 262V264H10L11 263V261L13 260L12 259V255L13 256H15V257H13L14 258V260L12 261V263H17L18 261H19V257H21V259L23 258L22 256V254L21 253H24L25 252V246H24V248H22L21 246H23L24 244H23V242H21V241H23V237L22 238H20L21 237V235H22V233H21V231H18V230H22L24 227H26L27 226V228H24V229H28V228H32V226L33 225H35L34 223H35V221H33V219L30 217V218H27V221H29V222H27L26 221V219H24L23 221H22V223L23 224H21V221H20V219H18V220H16L17 219V217L19 216V215H16V214H20V213H23V212H25L24 211V208L26 207V205H24V204H21V205H16V202H18V201H21V200ZM56 199H58L59 201H57ZM150 199H152V200H150V201H148V202H152V205H153V207L155 208L156 207V203H157V201H156V198L154 197V199H153V197L152 198H150ZM17 200V201H16ZM51 200V201H50ZM177 200V201H176ZM175 201V202H174ZM54 202V203H53ZM57 202V203H56ZM156 202V203H155ZM173 202V203H172ZM50 203V204H51ZM154 203H155V206H154ZM15 204V206L17 207H14V206H12V205H14ZM172 204V205H171ZM28 205V204H27ZM20 206L22 207V209L20 208ZM25 206V207H24ZM29 206V205H28ZM28 206L26 207L27 209H28ZM24 207V208H23ZM14 208H16L17 210V212H15V209ZM153 208V210H152V213L153 214H155L156 212H158L157 210H158V207H156V209H154ZM14 210V211H13ZM11 211V212H10ZM167 216H168V213H165ZM164 214V216H166ZM15 215V217H13V216ZM57 216L59 215L58 213L56 214ZM12 217V218H9V217ZM59 216H61V215H59ZM188 216V215H187ZM85 218V217H84ZM2 219V220H1ZM5 219H12V221L10 220V221H7V220H5ZM29 219H31V220H29ZM5 220V221H4ZM26 221V222H25ZM74 221H76L75 223L77 224V223H79V221H81V220H79L78 218H76ZM78 221V222H77ZM6 222H7V224H6ZM9 222H11L10 223V226H9ZM15 222V223H14ZM17 222V223H16ZM31 222H33V223H31ZM114 222V223H113ZM112 223L113 224H116L117 222L116 221H113ZM5 223V224H4ZM14 223V224H13ZM20 223V225H24V226H20V229H19V227H18V224ZM27 223V224H26ZM31 223V224H30ZM111 223V224H112ZM11 224H12V227H11ZM28 224H29V226H28ZM5 225V226H4ZM9 227H8V226ZM31 225V226H30ZM7 226V227H6ZM21 227H23V228H21ZM15 228V229H14ZM17 228H18V230H17ZM12 229V230H11ZM1 230H3L4 231V233H1L2 231ZM4 234V235H3ZM8 234V235H7ZM9 234H11V235H9ZM21 234V235H20ZM171 234V233H170ZM172 234H174V232H172ZM14 235H19V237H17V236H14ZM26 235H28V234H26ZM25 234L24 235H22V236H26ZM31 236V235H30ZM29 235L28 236H26V238L28 237H30ZM16 237V238H15ZM25 238V237H24ZM25 238V239H26ZM168 238V237H167ZM2 240L0 241V242H2ZM20 240V241H19ZM165 240V239H164ZM163 240V241H164ZM167 240V239H166ZM20 242V243H19ZM17 243V244H16ZM199 243H201V242H199ZM198 243V244H199ZM15 245V246H14ZM186 244H184V246H185ZM187 245H189V244H187ZM194 245V244H193ZM15 247V248H14ZM13 248V249H12ZM8 249V250H7ZM16 249H17V251H16ZM21 249V250H20ZM22 249H24V250H22ZM2 250V251H1ZM6 250V251H5ZM19 250L21 251V252H19ZM19 252V253H18ZM3 253H5V254H7L8 256H10V257H8V256H6L5 254H3ZM12 253V254H11ZM4 255H5V257L6 258H4ZM16 258V259H15ZM19 258V259H18ZM91 261H93V260H95L96 259V257H94V254L92 255V256H90V257H88ZM94 258V259H93ZM10 259H11V261H10ZM20 259V260H21ZM9 261V262H8ZM8 262V263H7ZM93 264H102V263H100V261H98V262H96L95 261V263H93Z\"/></svg>", "mask_w": 264, "mask_h": 264}]
</instances>
